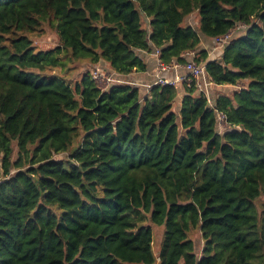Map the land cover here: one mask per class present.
Masks as SVG:
<instances>
[{
	"label": "trees",
	"instance_id": "1",
	"mask_svg": "<svg viewBox=\"0 0 264 264\" xmlns=\"http://www.w3.org/2000/svg\"><path fill=\"white\" fill-rule=\"evenodd\" d=\"M45 22L58 44L37 50ZM230 33L219 59L201 49ZM156 49L247 87L211 103L196 80L143 96L92 79ZM0 264H264V0H0Z\"/></svg>",
	"mask_w": 264,
	"mask_h": 264
},
{
	"label": "crops",
	"instance_id": "2",
	"mask_svg": "<svg viewBox=\"0 0 264 264\" xmlns=\"http://www.w3.org/2000/svg\"><path fill=\"white\" fill-rule=\"evenodd\" d=\"M200 47L202 50H205L208 52V55L210 59L212 60L219 59L222 56V46H220L219 43H217L214 40L203 39V42ZM139 54L148 66V69L145 72H135L127 76H121L115 73L111 69L109 63L104 62V61L99 63L93 69L98 68L104 74L112 76L114 78V84H122V85L124 84V85L138 87L142 95L147 96L149 94V87L155 83L160 73H159V69L157 66V58L154 55V51L152 53L143 51V52H139ZM186 73H187V70L185 68L180 67V68H173L161 74L164 77L169 78V79H180L183 76H185ZM201 82L203 83V88H204L203 93L207 96L208 100L211 103L220 95H229L227 93H223L224 92L223 89H226L228 86H216L215 84L212 83V81H210L208 76L203 77L201 79ZM179 90H180V95L176 103L177 111H179V107H180V104L182 102V98L184 95L183 90L181 88ZM218 92H222V93H218Z\"/></svg>",
	"mask_w": 264,
	"mask_h": 264
},
{
	"label": "rangeland",
	"instance_id": "3",
	"mask_svg": "<svg viewBox=\"0 0 264 264\" xmlns=\"http://www.w3.org/2000/svg\"><path fill=\"white\" fill-rule=\"evenodd\" d=\"M198 19L200 20L199 14L194 13L187 19L186 23L189 25H193L194 27L197 28ZM29 37L33 40L34 46L36 47L37 50H44V51L50 50L55 48V46L58 44V34L56 30L48 24V22L43 23L41 29L34 34H30ZM75 69L76 70H71L65 73L64 71L58 69L53 72L50 71L47 74H54L60 77L61 79H66L67 81L73 83L74 81L78 80L84 72L90 71L91 68L86 63H84V64H77ZM247 84L248 82L244 81L236 87L228 86L226 89H223L224 90L223 93L232 95L234 91L241 90V88L247 87ZM218 93H222V92H218ZM218 122H219L218 131L222 133L227 127L224 122L220 120ZM15 151L17 152L16 149ZM57 157L63 158L65 157V155H59ZM153 229H154L153 251L154 254L158 257L162 242L164 240L166 228L165 226H154ZM191 235L194 240H201V234L199 231L197 230L193 231Z\"/></svg>",
	"mask_w": 264,
	"mask_h": 264
},
{
	"label": "built area",
	"instance_id": "4",
	"mask_svg": "<svg viewBox=\"0 0 264 264\" xmlns=\"http://www.w3.org/2000/svg\"><path fill=\"white\" fill-rule=\"evenodd\" d=\"M233 33H230L220 39L214 40L217 43H219L220 46H223L229 40H231ZM154 55L157 58V66L159 69V76L157 77V80L155 83L149 87V90L154 86H177L180 82L181 83H192L193 80H196L197 82V88L200 92L204 91L203 83L201 82V79L205 76H207L205 72L204 66L198 64L196 62L197 53L196 51L192 50L187 52V56L190 58L189 62L185 65H180L177 63H172L170 65L164 64L160 60V50L156 49L154 51ZM185 68L187 70V73L185 76H183L180 79H169L164 77L162 74L163 72H167L173 68ZM162 73V74H161ZM92 79L93 81L98 85V87L101 90H108L113 84H114V78L112 76L104 74L100 69H94L92 71ZM211 81V80H210ZM219 120L224 122V117L219 116Z\"/></svg>",
	"mask_w": 264,
	"mask_h": 264
},
{
	"label": "water",
	"instance_id": "5",
	"mask_svg": "<svg viewBox=\"0 0 264 264\" xmlns=\"http://www.w3.org/2000/svg\"><path fill=\"white\" fill-rule=\"evenodd\" d=\"M196 29H198V28H196Z\"/></svg>",
	"mask_w": 264,
	"mask_h": 264
}]
</instances>
